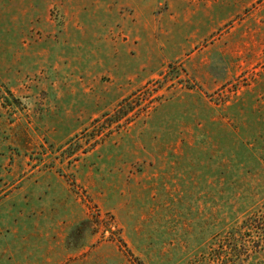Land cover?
<instances>
[{"label":"rangeland","instance_id":"obj_1","mask_svg":"<svg viewBox=\"0 0 264 264\" xmlns=\"http://www.w3.org/2000/svg\"><path fill=\"white\" fill-rule=\"evenodd\" d=\"M0 264H264V0H0Z\"/></svg>","mask_w":264,"mask_h":264}]
</instances>
